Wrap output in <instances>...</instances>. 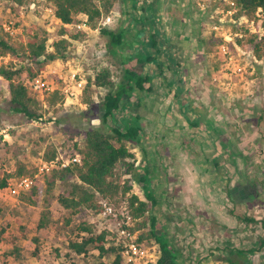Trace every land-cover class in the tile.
Segmentation results:
<instances>
[{
    "label": "rangeland",
    "instance_id": "obj_1",
    "mask_svg": "<svg viewBox=\"0 0 264 264\" xmlns=\"http://www.w3.org/2000/svg\"><path fill=\"white\" fill-rule=\"evenodd\" d=\"M182 1L186 6L176 11L190 13L195 17L194 22L207 12V21L204 20L207 44L190 45V50L172 53L163 51L159 57L163 67H151L153 93L137 91L134 98L126 96L118 114L120 125L128 126L133 118L140 116L144 127L143 143L128 145L137 156L136 173L141 175L148 167L151 190L158 205L150 210L148 225L141 232L149 233L151 217H156L188 264H226L222 258L232 250L252 249L255 254L251 264H264V121L258 122L261 113L264 114V61L237 43L238 37L248 36L247 32L262 35L264 30L246 17L236 20L237 9L232 0H191L192 12L187 10L190 0ZM32 2L33 9L29 5L20 13L12 0H1L0 26L14 21L26 38L29 30L46 31L54 43L60 38L62 26L48 15L46 10L51 4L48 0ZM227 6L232 10L226 9ZM200 26L198 23L193 28ZM229 35L231 42L226 39ZM80 42L87 47L82 49L84 53L75 52V46L68 60L47 64L46 71L51 77L57 79L56 69L68 72L70 66H81L89 77L90 72L95 74L102 66L112 71L116 86L125 82L121 56L128 57V43L123 55H115L110 51L108 37L102 38L101 34L95 33ZM137 68L143 70L141 66ZM3 90L0 175L13 172L19 160L37 167L45 160L48 148L74 156L78 152L76 144H84L89 128L112 134L110 127H115L112 121L108 127L102 123L105 88L92 87L91 105L85 104V96L80 102L57 109L41 101L38 120L15 113ZM188 103L201 111L200 127L192 125L197 117L185 111L184 105ZM127 172L126 165L119 166L121 181L124 184L129 181L133 192L144 198L143 188ZM39 184L44 186V182ZM43 188L39 205L35 207L24 203L21 197L12 196L8 190L0 193L3 264H9L10 257L21 254L22 250L34 254L37 247L39 253L48 257V264H98L102 260L113 264V255L101 259L95 250L86 256L70 250V241L80 235L77 226L87 222L92 213L83 210L72 216L57 200L65 192L64 186L59 184L52 196ZM45 215L49 225L40 229ZM247 216L256 221L247 222ZM146 244L158 258L156 242L146 239ZM59 257H63L61 261L57 260Z\"/></svg>",
    "mask_w": 264,
    "mask_h": 264
},
{
    "label": "trees",
    "instance_id": "obj_2",
    "mask_svg": "<svg viewBox=\"0 0 264 264\" xmlns=\"http://www.w3.org/2000/svg\"><path fill=\"white\" fill-rule=\"evenodd\" d=\"M17 5L16 9L28 7L32 0H13ZM121 0H48L50 7L55 9L56 18L61 22L60 38L53 43V52L48 50V32L29 30L28 36L22 33L12 36L0 26V102L4 97L8 99L12 110L31 120L41 118L37 114L41 106V100L35 94L29 83L47 70V64L54 61L68 60L69 55L74 50V42L87 38L86 32L72 30L69 26L81 22L82 16L87 17V24L92 30H96L103 18L114 12L117 3ZM237 14L236 20L246 17L254 22L259 29L264 30V0H232ZM228 10L232 7L227 6ZM248 36L237 38V43L241 48L252 50L258 60L264 61V32L251 33ZM102 36L108 37L110 51L115 55H123L126 40L125 34L104 28ZM158 42L156 34L149 35L148 45L142 51L129 52V56H121V64L124 69V81L118 86L113 82L112 71L108 67L96 70L94 75H89L88 84L82 97L86 105L94 103L89 95L92 87L105 88L107 94L102 101L104 111L102 123L107 125L110 121L115 127H110L112 134L105 130L91 127L86 131L84 144L79 146L77 154L81 156L82 162L72 164L70 167L54 170L46 175L44 186L40 184L33 187L27 194H21L20 199L30 205L38 206V197L41 196L43 187L46 188L48 196L54 195L56 187L60 184L66 188L65 192L58 196V202L64 210L70 212L72 216L79 215L83 210L100 213L103 206L99 200L104 198L111 203L119 204L126 200L131 214L135 220V230L143 231L148 225V214L151 209L158 205L157 196L151 190L152 179L149 176L148 167L143 174L136 173L137 156L131 151L129 143L140 146L143 142L144 128L141 124L140 116L131 120L128 126L119 124V112L123 108L125 97H136L135 93L154 91L153 78L147 73L138 70V66L146 67L156 63L159 59V51L156 50ZM144 46V45H143ZM153 50H156L155 52ZM161 53V52H160ZM7 60L8 62H5ZM159 68L163 66L159 63ZM18 66L20 67L18 69ZM3 87V88H1ZM140 99V98H139ZM137 97L138 106L140 101ZM64 96L56 91L46 97L45 103L49 108L57 109L64 106ZM187 109H191L197 116V122L192 123L194 127H200L202 115L198 109L190 103L186 104ZM264 121V114L259 116L260 123ZM55 148H48L45 152L46 161L54 160L57 157ZM120 165H126L127 173L133 174L143 188L144 198L136 194L129 181L125 184L118 174ZM38 172V166H31L24 161H17L15 170L5 175H0V190H6L11 181L22 178H33ZM2 209L0 208V215ZM48 216L45 215L39 224L40 229L48 227ZM247 222H255L256 219L246 217ZM70 223V220L66 221ZM264 224V221H263ZM80 233L79 238L71 240L70 250L78 256H86L91 250L99 252V257L105 258L107 255L116 257L113 264H121L122 254L115 246L107 247L110 232L99 233L95 225L84 222L77 226ZM83 235V236H82ZM146 239H153L159 246L160 256L158 260L148 264H188L185 255L176 248L175 244L168 236L165 226L161 225L156 217H151V230L149 233L140 232L139 241L146 242ZM264 246V241L262 242ZM16 251H19L15 248ZM36 253H39L38 247ZM255 250L243 251L232 250L222 258L226 264H251L252 255ZM98 264H108L102 260Z\"/></svg>",
    "mask_w": 264,
    "mask_h": 264
},
{
    "label": "built area",
    "instance_id": "obj_3",
    "mask_svg": "<svg viewBox=\"0 0 264 264\" xmlns=\"http://www.w3.org/2000/svg\"><path fill=\"white\" fill-rule=\"evenodd\" d=\"M149 1L150 0H142L143 6H145L146 3H149ZM12 2L13 5L17 7L13 0ZM1 5L2 3L0 0V7ZM33 7H35L34 3L31 4L30 8L33 9ZM25 9L26 7H21L19 9L20 13H23ZM46 11L54 20L60 22V20L56 18L54 8L49 7ZM115 17L116 14L112 13L103 18L96 30H92L89 27L86 16H82L81 22L69 27L75 31L82 30L86 32L87 38H89L95 33L101 34L102 29L104 28H110L114 23ZM1 26L12 36H17L21 32L20 28L16 26L14 21L5 22L1 24ZM226 39L231 42L232 36L229 35ZM47 46L49 52L54 51L53 42L51 40L48 41ZM75 46L77 47L75 52L79 54L84 53V50L82 49H87L84 43H81L80 41H75L74 47ZM223 48L226 49V45H224ZM54 73L57 75V79L51 77L50 73L48 74L47 71H43L38 77L29 83L31 90L37 94L38 98L45 102L46 97L59 91L64 96V106L72 105L76 101L80 102V98H82L88 84L87 74L81 66H70L68 72L61 70L55 71ZM89 75L94 74L93 72H90ZM80 105H82V103H80ZM2 134L3 132H0V136ZM81 162L82 159L79 154L67 156L61 150H58L57 157L54 160H43L38 165V172L35 177L13 180L6 190H8L12 196L19 197L21 194L29 193L34 186L39 184V182H44L46 175L52 173L54 170L65 169L72 164ZM99 202L103 206V210L100 213H94L91 211L93 224L96 226L99 233L103 231L110 232L107 247L115 246L119 248L122 254L121 264H148L152 261L156 262L159 257L157 258L154 253H150L145 241H139V234L141 231L135 230V220L131 214L127 201L123 200L119 204H114L101 198Z\"/></svg>",
    "mask_w": 264,
    "mask_h": 264
},
{
    "label": "crops",
    "instance_id": "obj_4",
    "mask_svg": "<svg viewBox=\"0 0 264 264\" xmlns=\"http://www.w3.org/2000/svg\"><path fill=\"white\" fill-rule=\"evenodd\" d=\"M181 6H186L185 3L183 4L182 0H150L145 6H143L142 0H121L117 3L114 9L113 13L116 14V17L110 29L125 34L124 39L126 40V45L128 43L127 48H129L130 53L150 48L148 42L151 33L156 34V41L158 42L156 50L159 51V53H157L158 57L162 56L163 51H170V53H172V51L178 52L181 50H187L190 45L191 47H198L199 43L207 44V42L204 41V39H207L206 35L208 34V32L205 31L206 29H204V20L207 21V12L204 16L202 13V17H199L198 21H195V23L193 21L195 17L192 18L190 13L180 14L177 12L179 10L181 11ZM190 6L191 0L187 5V10L192 12ZM187 10L184 9V11ZM57 23L61 24L58 20ZM198 23L201 25L200 28L197 27V29H194ZM203 32L205 33L202 35ZM103 37L104 36H102V38ZM199 37H201V39ZM193 38H196V40ZM197 38L200 41H198ZM156 50L153 51L155 52ZM192 50H194V48H192ZM195 51H197V49H195ZM159 63L161 64L158 59L156 63L143 67L141 72L147 73L151 76L154 82V76L150 74L151 67L155 66L159 68ZM57 65H59L58 62ZM50 68L52 67L50 66ZM56 71H59V69H56ZM146 93L152 94L153 92ZM187 110L195 114L191 109L185 107V111ZM199 112L201 113L200 110ZM3 191L5 190H0V193ZM88 211L89 210H87V212ZM89 212L91 213V211ZM86 221L87 223L94 225L91 214H89ZM14 255L15 257H10L11 262H9V264L12 262V264H19V262L23 264H48V257L41 252L32 254L31 252L22 250L21 254L17 255L15 253ZM61 258L63 257H59L57 260L61 261ZM4 260L5 258L0 256V264H3Z\"/></svg>",
    "mask_w": 264,
    "mask_h": 264
}]
</instances>
